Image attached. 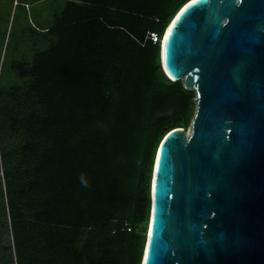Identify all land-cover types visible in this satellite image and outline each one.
I'll use <instances>...</instances> for the list:
<instances>
[{
  "label": "trees",
  "instance_id": "trees-1",
  "mask_svg": "<svg viewBox=\"0 0 264 264\" xmlns=\"http://www.w3.org/2000/svg\"><path fill=\"white\" fill-rule=\"evenodd\" d=\"M44 1L0 0V264H139L154 151L195 106L148 34L188 0H47L20 24Z\"/></svg>",
  "mask_w": 264,
  "mask_h": 264
},
{
  "label": "water",
  "instance_id": "water-1",
  "mask_svg": "<svg viewBox=\"0 0 264 264\" xmlns=\"http://www.w3.org/2000/svg\"><path fill=\"white\" fill-rule=\"evenodd\" d=\"M158 61L195 106L154 151L139 264H264V0H188Z\"/></svg>",
  "mask_w": 264,
  "mask_h": 264
},
{
  "label": "rangeland",
  "instance_id": "rangeland-1",
  "mask_svg": "<svg viewBox=\"0 0 264 264\" xmlns=\"http://www.w3.org/2000/svg\"><path fill=\"white\" fill-rule=\"evenodd\" d=\"M49 2L50 1L45 0L44 2H40L36 5L31 6V8L29 7V5L25 6V14H27V16H26V19H25V17L20 18V20H19L20 24L23 25V24H27V22L28 23L32 22V19L28 14L30 9L37 12L42 21H47L49 19L50 12L54 11V9H52V7H49ZM13 4H15V3H13ZM13 4H12V6H13ZM11 14H12V12L10 13V17L8 20V26L4 25V28H6V29H9V27L11 26ZM19 21H18V18H16V21H14L12 23L13 26H15ZM2 27H3V25H2Z\"/></svg>",
  "mask_w": 264,
  "mask_h": 264
},
{
  "label": "clouds",
  "instance_id": "clouds-1",
  "mask_svg": "<svg viewBox=\"0 0 264 264\" xmlns=\"http://www.w3.org/2000/svg\"><path fill=\"white\" fill-rule=\"evenodd\" d=\"M80 183L85 188L89 187V184H88L84 174H81V176H80Z\"/></svg>",
  "mask_w": 264,
  "mask_h": 264
},
{
  "label": "built area",
  "instance_id": "built-area-1",
  "mask_svg": "<svg viewBox=\"0 0 264 264\" xmlns=\"http://www.w3.org/2000/svg\"><path fill=\"white\" fill-rule=\"evenodd\" d=\"M148 39L152 42L155 43L156 41H160L158 37L154 33H149L148 34Z\"/></svg>",
  "mask_w": 264,
  "mask_h": 264
}]
</instances>
